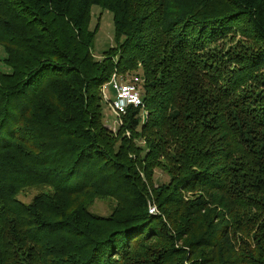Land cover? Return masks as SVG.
Here are the masks:
<instances>
[{
    "label": "trees",
    "instance_id": "1",
    "mask_svg": "<svg viewBox=\"0 0 264 264\" xmlns=\"http://www.w3.org/2000/svg\"><path fill=\"white\" fill-rule=\"evenodd\" d=\"M0 47V264H264V0H0ZM115 72L144 111L114 131Z\"/></svg>",
    "mask_w": 264,
    "mask_h": 264
},
{
    "label": "rangeland",
    "instance_id": "2",
    "mask_svg": "<svg viewBox=\"0 0 264 264\" xmlns=\"http://www.w3.org/2000/svg\"><path fill=\"white\" fill-rule=\"evenodd\" d=\"M91 22H89L90 29H94L96 26V34L93 40V53L97 57H100L104 51L109 49L110 47H113L115 45V37H114V25H113V19L112 14L105 10L100 8L99 6H92L91 7ZM245 42L250 43L252 40H249L247 38L242 37V33L240 32V29L238 31H235L230 36L224 38L223 42L226 46L235 44L234 42ZM5 53L3 49L0 47V71L2 72H8L9 68L3 63V57ZM106 93L108 96L112 98L115 96V92L112 89V86H108L106 88ZM104 102V101H103ZM104 104V122L114 126L115 118L117 117L113 114L108 104L105 102ZM121 121H123L121 117ZM117 122L116 127L121 123L119 122V119ZM116 130V128H115ZM114 130V131H115ZM129 134V133H126ZM153 182L155 186H158L161 183H165L168 181V176L163 173L160 169L156 168L154 171L153 176ZM34 192L30 191H23L19 194L18 198L22 199L24 202H30L32 199ZM115 207V203L113 200L105 197L96 198L93 203L88 207L90 212L98 215H109L113 208Z\"/></svg>",
    "mask_w": 264,
    "mask_h": 264
},
{
    "label": "built area",
    "instance_id": "3",
    "mask_svg": "<svg viewBox=\"0 0 264 264\" xmlns=\"http://www.w3.org/2000/svg\"><path fill=\"white\" fill-rule=\"evenodd\" d=\"M141 79L138 75L128 76L127 74L113 73L109 81L101 86L102 100L109 105L113 114L117 117L112 124L115 130L118 119L122 123L121 117L126 114L129 106L140 107L144 111V104L141 98L140 87ZM112 86L115 96L111 98L106 93V88ZM116 124V125H115ZM148 211L151 214L156 213V207L150 205Z\"/></svg>",
    "mask_w": 264,
    "mask_h": 264
}]
</instances>
